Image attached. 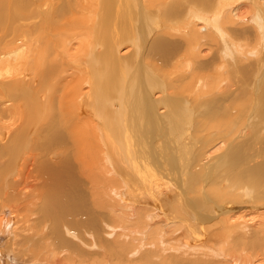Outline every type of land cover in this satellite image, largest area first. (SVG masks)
I'll list each match as a JSON object with an SVG mask.
<instances>
[{
    "label": "bare ground",
    "instance_id": "bare-ground-1",
    "mask_svg": "<svg viewBox=\"0 0 264 264\" xmlns=\"http://www.w3.org/2000/svg\"><path fill=\"white\" fill-rule=\"evenodd\" d=\"M208 26L210 46L198 33ZM227 43L244 62L231 63ZM147 55L191 70L202 69L200 58L216 66L201 92H212L208 104L222 119L204 128L225 131L201 162L232 146L224 137L236 127L253 134L249 148L263 146L262 158L250 155L253 166H238L243 144L220 152L219 166L239 168L229 189H213V201L198 197L194 182L203 179L185 170L178 206L170 221L152 225L150 245L144 228L175 179L149 147L162 138L161 149L187 165L192 149L181 135L192 111L176 95L183 90L162 84L156 64L147 68ZM246 117L252 123L242 129ZM0 264H264V0H0Z\"/></svg>",
    "mask_w": 264,
    "mask_h": 264
},
{
    "label": "rangeland",
    "instance_id": "rangeland-1",
    "mask_svg": "<svg viewBox=\"0 0 264 264\" xmlns=\"http://www.w3.org/2000/svg\"><path fill=\"white\" fill-rule=\"evenodd\" d=\"M166 2H168V1H166ZM144 4V3H143ZM261 10V9H260ZM157 12H159L160 14H161V12H160V10L158 9V11ZM159 14V15H160ZM254 15V12L253 13H250L248 16H247V19L245 18V20H243V22L241 21V23H244V24H246V23H249L250 24V22H248V19H250L251 18V16H253ZM236 27H238L237 29H240V32H242V29H243V27H241V24L240 23H238L236 26H235V28ZM204 28V27H203ZM206 29L202 32L201 31V29H202V27L200 28V31L198 30V33L199 34H204L205 36H202V43L203 44H206V46H210V45H212V41L211 40H209L207 37H206V35L207 34H209V35H207V36H210V34H212V32L211 31H209V29L211 28L210 26H208V27H205ZM242 28V29H241ZM162 30H164V28H162ZM160 31V30H159ZM165 31V30H164ZM243 32H246L247 33V36H250V34H251V32L249 31V30H243ZM151 38V37H150ZM228 42V41H227ZM236 42H238L237 40H235V43ZM227 46H229V47H231L232 48V52H231V54H230V61H231V63H234V64H236L237 62H240L239 60H238V57H239V54H241L242 56H245L246 54H243L242 53V51H240L238 54H234V52L235 51H237L236 49H235V45H232V43H227ZM239 47H241V46H239ZM250 52V50H247L246 51V53H249ZM237 57V58H236ZM236 58V59H235ZM151 59V60H150ZM208 60V57L207 58H200L199 59V62H202L203 63V67H202V69H199V70H191V67H193V65L192 66H190V65H185L181 60H179V59H175V60H169V61H167V62H163V63H166L167 65H168V68H167V66L165 67L164 65H163V63H162V60L157 56V57H149L148 55L146 56V58L143 60V63L147 66V68L149 69V70H151L152 71V69L153 68H155V66L152 64V63H154V64H156L157 65V67H158V69H157V73L156 72H154V73H156V75H158V77H159V79L160 80H162L164 83H162L163 85L164 84H166V86H169V89H170V91H172L171 90V88H176L178 91H182L183 92V94H179L178 92H176V95H178V96H181V97H183L184 98V100H185V102L186 101H188V106H185V108H187V109H189V110H191L192 112H191V114H192V119H190V121L187 123L189 126H188V130L186 129V130H183V132H182V137L184 136V143L183 144H185L186 145V147H190L191 149H192V152L189 150L188 151V154H190V157H189V163L186 165V163L184 162V161H182V162H180L179 161V159H177L176 160V158H178V155L177 154H175L174 153V150L173 149H171L170 147H168V145L166 146L165 145V148H163L162 147V149H161V144H162V138H160V139H157V141H156V144L153 142V146L151 145L150 147H149V152L150 153H153L152 155H153V160H152V162H154V163H157L158 165H160V166H158V168L160 169L162 166V168H161V170H162V172H163V169H165V172L167 171V169H168V173H169V176H170V178H171V176H172V178H171V180H174L175 179V183H174V185H173V194L172 193H169V192H167V191H165V189H162L163 191V195L159 198V201H158V203H157V206H155V211L154 210H152L153 209V206L151 205V210L153 211V212H151V213H156V215H157V217L154 219V220H152V218L151 217H149V222L151 223V226H150V224H147L146 225V227L144 228V234H143V237L145 238L146 237V240L144 239V243H147L148 245H150L151 243H152V241H150L149 240V238H148V233L150 232V230H151V232L154 230V227L152 226V225H154L155 223H160V222H165V220H167L168 219V221H170L171 220V214H172V211H171V209L173 208V207H176V206H178V205H176V201H174V198H173V195H175L174 194V192H176V189H177V184H178V182H176V179L178 178V177H184V179H186V178H188V177H186L185 175H187L186 174V171L185 170H187V171H189V172H191L193 175H196V176H198V180H199V177H200V179H201V177H202V179H203V182H204V185L203 184H201L202 182V180L200 181L201 183H200V185H199V182L196 184V182H194L195 184V186H194V188L195 189H197V187H199L198 189V194H199V198L200 199H202L200 196H202V195H204V197L205 196H207V198L210 200H212L213 201V196H211L210 195V193L212 194V191H213V189L214 190H219L220 188V191H225V190H227V189H229V182H230V180L228 179V178H232V176H231V171H232V169L235 167V169H233V171H236V169H238L239 167L238 166H244V165H247V166H251V164H252V166L254 165V164H257L256 163V160H253V158L252 157H250V155L252 156L253 155V153H255V151H256V155L257 156H259L260 158H262V151H263V146H262V149H260L259 148V146L260 145H257V148L255 147V145H254V147L252 148H249V146H250V144L252 143V141L250 140V137L252 138V136H253V134L251 133H247V131H246V135H244V134H241L240 133V135H243V136H241L240 137V135L239 134H237L236 132H235V130L236 131H239L238 129L239 128H234L232 131H234V132H232V134H225V137H224V141H226V144H232V146H230V147H226V148H224L223 150H225V151H219V152H217L216 154H213L211 157H210V162L209 163H207L206 161H202L201 162V160H202V158H204V156H206V154L205 153H207V152H205L206 150L208 151L209 149H210V147H212V145L214 144L212 141L214 140V137H219V136H221L224 132L223 131H225V129H218V127L216 128V129H211V130H209V131H206L205 130V122L206 123H208L209 122V124L210 125H213V123H214V119H216V120H220V119H222V116H220V115H218V114H216V112H215V110H214V108L215 107H213V105H209V104H211V100H212V97L214 96L213 94H212V92H211V94L209 93V92H201V91H204L205 90V87H202L203 85H207L208 83H207V78H208V75L210 74V73H212L213 71H214V68L216 69V66L214 67V66H211L212 64H210L209 63V61L211 60V59H209V61H207ZM262 59V61H263V57L261 58ZM205 61V62H204ZM261 61V62H262ZM177 62V63H176ZM242 62H244V61H242ZM242 62H240V63H242ZM162 63V64H161ZM208 63V64H207ZM246 63V62H245ZM263 63V62H262ZM207 64V65H206ZM177 65H178V67H177ZM185 66V67H184ZM251 66H253L252 64H251ZM262 66V64L260 63V67ZM171 67V68H170ZM236 68L235 69H238V67L237 66H235ZM254 67V66H253ZM151 68V69H150ZM178 68V69H177ZM212 68V69H211ZM211 69V70H210ZM181 70V71H180ZM165 71V72H164ZM211 71V72H210ZM153 72V71H152ZM181 72H183V74L181 73ZM189 74V76L187 77V75ZM167 75V76H166ZM203 75V76H202ZM185 78H184V77ZM195 77V78H194ZM163 78V79H162ZM179 78V79H178ZM181 78H182V80H181ZM188 78H190L189 80H188ZM174 79V80H173ZM176 79V80H175ZM186 79V80H185ZM240 79H242V78H236V80L238 81V83H240L241 82V80ZM180 81V82H179ZM200 82V83H199ZM177 83V84H176ZM192 85H195V87H197L193 92L191 91V86ZM209 85V84H208ZM183 86H184V88H183ZM235 87H233V85H232V87H231V89L232 90H236L235 88L237 87L236 85H234ZM246 89L245 88H240L236 93H234V95L235 96H238V95H240V93L241 92H244ZM229 91H231L230 89H228L227 91H226V93L228 94L229 93ZM178 93V94H177ZM221 94H225V92L224 91H219V93H217V95L219 96V95H221ZM217 95H215V97L217 96ZM257 95V94H256ZM256 95H255V97H256ZM255 99V98H254ZM114 101H115V99H114ZM209 101V102H208ZM209 103V104H208ZM202 104V105H201ZM238 113V109L237 108H235V109H232V110H229L228 111V113H227V115H228V117H234V116H236V114ZM210 114V115H209ZM261 114H263V112L261 113ZM225 122H226V120H225ZM249 123H252V121L250 122L249 121V119L246 117V118H244L243 119V123L240 125V127L243 129L245 126H246V128L248 127V124ZM221 126V125H220ZM219 126V127H220ZM240 128V129H241ZM230 130V129H229ZM231 131V130H230ZM244 131V130H243ZM161 132V131H160ZM249 136V137H248ZM243 137V138H242ZM212 138V139H211ZM246 139V143H245V139ZM222 139V138H221ZM244 139V140H243ZM188 140V141H187ZM195 140V141H194ZM197 140V141H196ZM244 142H243V141ZM161 141V142H160ZM168 141V140H167ZM204 141H207V144L206 145H202V144H205L206 142H204ZM204 142V143H203ZM230 142H232V143H230ZM250 142V143H249ZM160 143V144H159ZM209 143V144H208ZM239 143H240V145L241 144H243L242 145V147L247 151V149L246 148H248L249 149V151H250V153H249V151H245L244 152V157H243V161H242V164H238V166L236 165H232V164H225V165H227V168L225 167V168H223L222 166H219L218 165V160H219V158H220V156H221V154H220V152L222 153V152H225V155H226V152L227 153H229L230 152V150L233 148V145L234 146H236V145H239ZM249 143V144H248ZM169 144H171V142L169 141ZM212 144V145H211ZM157 145H159L160 147H158ZM172 145V147H173V144H171ZM189 145H191V146H189ZM262 145H263V143H262ZM214 146V145H213ZM246 146V147H245ZM232 147V148H231ZM158 148V149H157ZM175 149V148H174ZM228 149H229V152H228ZM244 149H243V151H244ZM256 149V150H255ZM260 149V150H259ZM176 150V149H175ZM178 150H179V148H178ZM259 150V151H258ZM153 151V152H152ZM158 151H159V153H158ZM254 151V152H253ZM162 152V153H161ZM252 152V153H251ZM247 153V154H246ZM259 153V154H258ZM261 153V154H260ZM219 154H220V156H219ZM243 154V153H242ZM246 154V155H245ZM228 155V154H227ZM226 155V156H227ZM155 156V157H154ZM175 156V161H174V159H173V163H170V159L171 158H173ZM191 156H192V158H191ZM217 158H216V157ZM246 156H248V157H246ZM162 157V158H161ZM219 157V158H218ZM245 157H246V160L244 161V159H245ZM250 157V158H249ZM197 158V159H196ZM216 160H215V159ZM248 158L249 159H251L252 161H248ZM164 159V160H163ZM204 160V159H203ZM165 161H167V162H165ZM177 161L179 162L178 164H177ZM213 161V162H212ZM216 161V162H215ZM220 161V160H219ZM255 163H254V162ZM243 162H244V165H243ZM250 162V163H249ZM252 162V163H251ZM192 163V164H191ZM254 163V164H253ZM191 164V165H190ZM220 164V163H219ZM168 165V166H167ZM166 166L168 167V168H166ZM176 166H178V167H180L181 168V173H177L176 171V169L174 168V167H176ZM187 166V167H186ZM165 167V168H164ZM230 167V168H229ZM237 167V168H236ZM229 170V173H228V170ZM170 170V171H169ZM183 171H185V173L183 172ZM227 171V172H226ZM175 173V174H174ZM173 174H174V176H173ZM179 174V175H178ZM182 175V176H181ZM202 175V176H201ZM230 175V176H229ZM223 178H224V180H223ZM183 179V180H184ZM216 180V181H215ZM219 180V181H218ZM181 185H183V183L181 182L180 183ZM185 184V183H184ZM226 184V185H225ZM249 185V187L251 186L250 185V183H248ZM222 185H223V187H222ZM225 186V187H224ZM204 187V188H203ZM215 187H216V189H215ZM218 187V188H217ZM208 188V189H207ZM225 188V189H224ZM183 189H185V192H187L186 193V196L189 198V199H191V200H196L197 199V193L196 192H192L193 191V189H189L188 187H187V185L186 186H184L183 187ZM209 191V192H207V190ZM175 190V191H174ZM190 190V191H189ZM192 190V191H191ZM202 190V191H201ZM250 190L251 191H253V188L252 187H250ZM256 190V189H255ZM254 190V191H255ZM262 190V189H261ZM260 190V192H262ZM214 192V191H213ZM221 192V193H222ZM202 193V194H201ZM230 193H233V192H230ZM229 192H226L224 195L226 196L227 195V197L228 196H230L229 194H230ZM189 194V195H188ZM196 194V195H195ZM253 195H254V193H253ZM170 196H172V197H170ZM170 197V198H169ZM253 197L254 196H252V199H253ZM169 199V200H168ZM170 199H171V202H170ZM251 199V200H252ZM166 202V204H164ZM225 202H227V201H225ZM153 203V202H152ZM151 203V204H152ZM154 204V203H153ZM211 204H212V202H211ZM210 204V205H211ZM147 205V204H146ZM148 207H150L149 205H147ZM151 213H149V214H151ZM179 217L181 218V216H180V214H179ZM172 223V222H171ZM179 226V228H177V229H179V230H177L176 232H175V234H177L176 236H173L174 238L175 237H182V235H183V230H182V228H183V226H184V221H182V223L181 224H179L178 225ZM189 226V225H188ZM175 227H177V226H175ZM174 230V229H173ZM172 230V231H173ZM182 230V231H181ZM174 235V234H173ZM172 237V235H169V233H167V234H164L163 236H162V238H161V241H160V243H159V245H160V247L159 248H163V246L166 244V242H167V240L168 239H170ZM148 238V239H147ZM199 240L200 239H198V241L197 242H199ZM207 240V239H206ZM210 240V241H209ZM195 241V240H194ZM193 241V242H194ZM211 242L212 240L211 239H208L207 240V242ZM208 242V243H209ZM141 244V243H140ZM139 244V245H140Z\"/></svg>",
    "mask_w": 264,
    "mask_h": 264
}]
</instances>
